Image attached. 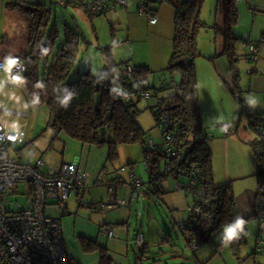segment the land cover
<instances>
[{
  "label": "rangeland",
  "instance_id": "obj_1",
  "mask_svg": "<svg viewBox=\"0 0 264 264\" xmlns=\"http://www.w3.org/2000/svg\"><path fill=\"white\" fill-rule=\"evenodd\" d=\"M9 1L0 0V14L5 11ZM40 1L47 3V6L53 9L50 24H55L58 28L60 39L63 37L65 24L77 27L78 31L84 34L86 42L80 45V53L76 57V66H79L80 71L92 67L95 74H100L105 67V58L100 48L111 46L115 62H128L130 66H135V63H144L150 68L148 83L151 87L160 88L166 82H180V73L172 72L167 67L173 53L174 37V7L170 2L166 1L159 5L157 14L159 16L162 13L163 20L155 26H149L147 17L136 15L138 6L143 5L138 4V0H128L127 11L120 8L116 11L110 9L104 15L93 18H89L82 7L73 9L67 6L65 8L59 4L60 0ZM84 1L86 4L91 0ZM176 1L181 4L183 0ZM243 1L246 2V0L235 2L242 21L238 27L236 25L235 28L233 27V33L239 38L244 35L247 37L252 24L249 17L245 18L246 4L241 3ZM202 5L199 17L207 27L201 28L197 34V48L201 56L195 59L196 91L199 99L201 127L210 135L206 145L211 151V176L215 186L231 185L236 201V212L239 217H246L253 212L258 183L253 175L255 162L252 151L242 137L245 133L252 137L255 132L249 125L248 117L239 113L240 104L225 83L230 82L231 77L225 72L221 75L219 72L221 69L216 64L223 67L229 64V55L234 57L236 63L233 65L239 73V82L241 80L244 82L248 72L246 67L252 64L246 58L248 54V45L244 43L246 37L234 43L235 56L231 53L227 55L224 53L228 48L224 46L223 37L211 29L221 17L217 14V10H220L219 6L221 7L219 0H204ZM129 12L132 13L130 18H128ZM166 12H170L169 20ZM244 19L246 22H243ZM208 58H212V61ZM1 73L0 109L27 115L26 118L24 116L16 118V121L27 123L25 143L15 149L20 150L18 155L22 157L21 159L33 163L40 158L46 169L49 167L56 169L62 162L73 163L76 158H80V168L89 174L87 180L89 188L82 198L79 201L75 197L68 199L65 216H61L58 212L54 213V217L62 221L61 227L64 220L75 217L77 224L79 219L83 218L94 224L96 229L100 228L98 225H101L103 221L114 226H118L122 221L125 222L124 226H118L116 239L107 240L99 235L95 242L99 246L107 247L116 240L120 241L116 253L121 254V257L131 264L139 259V264H264V250L262 254H253L260 225L258 219L247 222L245 242L237 247H233L227 241L226 230L230 227L223 225L212 234L208 241L193 249L192 242L187 244L185 238L187 234L180 226L188 220V207L192 205L190 196L178 188L186 182V178L180 176L178 180H174L166 177L158 189L159 193H153V190L148 189L149 178L142 153L144 148H148V140L151 139L155 143H159L160 140V131L157 129L151 110L156 106L158 99L166 96L170 90L153 92L150 88L147 92L150 98H140L136 101V109L139 113L135 118L143 132L144 143L139 140L135 143L119 144L116 148V156L110 158L107 144L85 145L72 139L67 133L59 132L56 135L55 131L48 127L49 112L46 107L28 108L24 92L17 86L7 88L2 85ZM134 100H136L135 97ZM0 117L9 118L5 112L1 111ZM224 124L236 128V133L225 136L222 133ZM159 166L163 173V160L160 161ZM250 169L253 171L248 173ZM131 175L144 183L141 188L135 190V197H133L134 188L130 185ZM114 185L122 186L123 191H118L121 195H118V198L125 201L126 210L98 209L96 204L110 200L109 187ZM8 200L26 206L24 197L11 195ZM14 207V204L6 205V209L14 210ZM52 212L54 211H47L51 215ZM261 225L260 235L264 239V222ZM125 230L129 233L125 234ZM135 231H139L144 236L146 245L143 254L139 252L140 249L133 240ZM123 234L128 236L130 246L126 247ZM83 241L86 240L81 237L78 239L81 253H93V251L84 250Z\"/></svg>",
  "mask_w": 264,
  "mask_h": 264
},
{
  "label": "trees",
  "instance_id": "obj_2",
  "mask_svg": "<svg viewBox=\"0 0 264 264\" xmlns=\"http://www.w3.org/2000/svg\"><path fill=\"white\" fill-rule=\"evenodd\" d=\"M65 1L69 5L72 4L69 0ZM109 1H111L112 7L114 5L125 6L120 3L121 0ZM166 1L174 7L173 53L167 67L172 72H179L181 80L179 83L173 81L163 83L160 88L151 87L148 83V76L151 72L146 65L132 66L133 75L145 85L142 91L150 88L153 92L170 90L166 96L158 99L156 106L152 107L151 110L157 129L160 131V140L164 131L158 127L157 121L159 116L163 114L170 121L177 122L176 128H178V135L181 136L180 140L191 145L190 152L195 155L199 162L198 168L202 173V182L205 186L209 205L202 212L203 214L196 219L190 216V206L188 207L189 218L180 225L187 234L185 237L187 244L189 245L196 238V247H198L208 241L221 226L232 227L239 220L242 223L236 229V235L232 239H227L233 247H237L245 242L249 220L258 219L260 226L264 222V139L258 137L260 132L251 126L256 136L252 140L250 139L247 145L254 157L255 172L253 175L257 180L258 188L254 197L253 212L246 217H239L236 212V201L231 185L215 186L213 184L211 151L206 145L207 139L205 142L193 140L198 135H208L206 130L201 127L195 70V59L201 56L197 48V34L201 28L207 27L199 17L204 0H183L181 4L176 0H139V4H143L147 15H157L159 5ZM91 2L85 5L80 0L77 5L85 10L84 12L89 18L101 16L107 12L92 15L86 10ZM235 2L237 0H219L221 7L218 5L220 10H217V14L221 16V21L215 23L211 28L223 37L224 46L226 45L228 48L224 53L227 55L231 53L233 56H235L234 43L238 39H243L233 33V27L239 19ZM8 7L29 17V38L21 54L27 68L24 76V89L28 93V97L38 101V108L46 107L49 112L48 127L53 129L56 135L59 132L67 133L69 137L85 145L107 144L110 158L116 156V148L119 144L144 141L143 132L135 118L139 113L136 109V101L144 97L142 91H136L131 86V82L124 74L123 67L128 65V62H115L112 57V47L107 46L100 48L103 58H105V67L100 74H95L92 67L80 71L79 66H76V57L80 53V45L86 40L84 34L78 31L77 27L65 24L63 37L60 39L58 28L55 24H50L53 9L49 8L47 3L40 0H13L8 4ZM246 44L249 50L251 43L246 42ZM256 47L259 49L257 43ZM247 52V58L253 61L250 52ZM208 60L212 61V58H208ZM229 60L231 77L236 87H231L230 84L227 86L240 104L239 113L258 120L262 129L261 124L264 121V115L251 113V110L246 108L244 101L235 93V91L239 94L242 92L239 89V84L237 85L239 73L236 66L233 65L236 63V59L229 55ZM142 154H144V166H146L149 178L147 186L148 189L152 190L151 184L154 177L159 176L162 180L166 179L161 175L159 166L163 158L156 152L152 153L149 148H144ZM178 178L174 180H178ZM130 185L134 188L133 197H135V190L141 188L144 183L142 181L141 187L138 188ZM114 186L116 188V185ZM114 186L108 191L111 195L116 194L115 189H113ZM158 189L154 190L153 193H159ZM185 193L190 196L192 201V196L187 192ZM81 195L82 193L77 196ZM106 225L108 224L105 223L101 226V234L102 228ZM124 225L118 224V226ZM118 226H116L117 230L114 237L108 239L117 238ZM127 233H129L128 230L125 234ZM137 233L135 232L133 235ZM83 243L86 252H98L99 264H111L106 247L99 246L96 242L83 241ZM144 249L145 247L139 252L143 254ZM263 249L264 246L260 250L255 247L253 254H260Z\"/></svg>",
  "mask_w": 264,
  "mask_h": 264
},
{
  "label": "built area",
  "instance_id": "obj_3",
  "mask_svg": "<svg viewBox=\"0 0 264 264\" xmlns=\"http://www.w3.org/2000/svg\"><path fill=\"white\" fill-rule=\"evenodd\" d=\"M110 2L109 0H92L86 10L92 15H100L110 10L112 7ZM120 3L125 5L124 0ZM138 7V13L147 17L150 23L157 20L156 14L145 13L143 5ZM249 52L252 59L256 60L258 56L256 44L250 46ZM10 62L12 69L5 81V86L7 88L17 86L24 92L28 108H38V101L28 97L24 89V76L27 72L24 58L21 55H14L11 56ZM4 68L5 62L0 61V72H3ZM132 68L130 65L123 67L124 74L136 91H142L145 85L134 77ZM147 92L148 89L141 92L144 98H150ZM245 106L251 110L249 103ZM248 121L250 126L260 132L258 137L264 139V131L259 121L255 118H248ZM157 123L158 127L164 131V135L158 144L148 140V148L152 153L156 152L163 158L162 176L169 179L180 176L186 178V182L178 188L192 196L193 204L189 207V212L190 216L196 219L209 205L202 182V173L198 168V159L190 152L191 145L180 140L181 136L178 135V128H176L177 122L170 121L167 116L161 114ZM222 130L225 136L234 133V129L228 124L222 125ZM209 136L198 135L193 140L205 142ZM24 141L25 126L10 129L0 120V264H71L61 231V220L51 216L47 211L55 210L64 216L68 199L87 189L88 174L80 169L77 163H63L55 170L54 167L46 169L40 158L33 163L24 161L15 150L23 146ZM130 184L138 188L141 187L142 180L131 175ZM161 186L162 178L154 177L151 189L156 191ZM11 195L24 197L26 206L9 201ZM124 203V200L111 195L106 204L96 205L106 210H119L125 208ZM7 204H14L15 209H6ZM116 230V226L108 224L102 228V234L107 239L113 238ZM133 236L137 247L144 248L143 235L137 233ZM196 243L194 238L193 249L196 248ZM262 246H264V240L259 239L255 247L260 250Z\"/></svg>",
  "mask_w": 264,
  "mask_h": 264
},
{
  "label": "crops",
  "instance_id": "obj_4",
  "mask_svg": "<svg viewBox=\"0 0 264 264\" xmlns=\"http://www.w3.org/2000/svg\"><path fill=\"white\" fill-rule=\"evenodd\" d=\"M12 1L13 0H10L6 4L5 11L0 14V22H1V24H0V61L5 62V68H4L3 72L1 71L2 73L0 72L1 77H2V79H1L2 85H5V81H6L7 77L9 76V73H11V69H12V64L10 62L11 56L21 55L24 48L27 45L28 38H29V36H28L29 35V24L28 23L30 21L29 17L23 13L17 12L15 10H11L8 7V4ZM69 2H71L72 4L69 5V4H67V2L65 0H60L59 4L65 8L67 6H71L73 9H79L80 8L77 6L79 4L80 0H69ZM82 2L85 4L84 0H82ZM124 2H125V6L114 5V7H111V10L116 11V9L120 8L122 10L125 9L127 11L128 10L127 7H129V1L124 0ZM239 2H240V0H238V3ZM241 3L246 4V7L248 6L247 8L244 7V10L246 11V14H244V15H245V18L249 17L250 21H252V24L250 26L251 27L250 32L248 33L247 37H246V35H244L242 38L246 37V39H244L245 43L246 42L248 44L251 43V45H252V43H255V44L257 43L259 45V49H258V56H257L256 60L251 61L246 56L247 60L249 62H251L252 65L249 67H246L248 72H247V76L245 77L244 82H243V80H241L240 82L239 81L237 82V85L239 84L238 85L240 87L239 89L242 92L239 94L237 91H235V93L238 94V96L242 99V101H244L245 104L246 103L250 104L251 113H255V114H261L262 113L264 115V0H246L245 3H244V1ZM138 4H139V0H138ZM166 13H167L168 20H169L170 19V12L169 13L166 12ZM131 14L132 13L129 12L128 18H130L129 16ZM136 15L141 16L138 12H136ZM161 15H162V13H160L159 16L157 14V18H156L157 20L154 22V24L153 23L150 24V22L147 19L148 25L149 26L157 25L160 20H163V19H161L162 18ZM142 20L145 22L144 18H142ZM219 21H221V17H219V19L217 20V22H219ZM241 21H242V18H241V15L239 13V19L236 23V27H238L240 25ZM243 22H246V19H244ZM229 64H230V60H229ZM229 64L223 65V67H221L219 64H216L221 69L219 71L221 75H224V72H225V73L229 74V77L232 76ZM138 65H144V63H135V66H138ZM207 72H209V71L207 70ZM229 81L230 82H225L226 85L230 84L231 87H234V86L236 87V84L232 80V77H231V80H229ZM215 84H216V79H215ZM0 111L2 113L5 112V114L9 116L8 119H4V118L0 117V120L3 123H5L6 126L9 127L10 129H18L21 126H25V128H26V126H27L26 122L23 123V122H20L19 120L16 121L17 116H22V117L24 116L26 118L27 117L26 114H23V113H20L17 111L6 110V109H0ZM201 125H202V123H201ZM261 125H262V129L264 131V121ZM233 129H234V133H236L237 129L236 128H233ZM222 133H223V130H222ZM229 136H231V135H229ZM254 136H256V135H254ZM254 136L250 137V135H247L245 133L244 137H242V138H245L244 141L247 144V142L250 141V139L252 140L254 138ZM16 151L19 152L20 150L17 149ZM79 162H80V158H76L73 163H77L79 165ZM63 163L64 162L60 163V165L57 168H59ZM79 167H80V165H79ZM252 171L253 170L250 169L248 171V173L252 172ZM84 172H86V171H84ZM239 178H242V177H239ZM87 184H88V186H87V189H88L89 188V181ZM111 188L112 187H109V191ZM116 188L114 186L113 189H115L116 194H113V196L118 198V195L121 196L118 191H123V189H122V186L121 187L116 186ZM87 189L84 192H86ZM84 192H82V195L84 194ZM251 194L253 195L252 192H251ZM82 195L81 196H75V199H77L79 201V199L82 198ZM71 197H73V196H71ZM254 200H255V198H254ZM100 203L106 204L107 202L101 201ZM66 206L68 208V204ZM98 209H104V208H98ZM120 210H126V208L120 209ZM53 211L54 212H52V215L54 217V213H56V211L55 210H53ZM59 218H61V216ZM61 223H62V221H61ZM104 224H105V221H103V223L101 225H98V226L101 228V226ZM121 224H125V222L122 221ZM261 226L259 225L258 233L256 234V242H257V239L262 238V235H260ZM99 229H96L94 224L89 223L87 220H85L83 218L79 219L78 224H77L76 217L74 219L69 218V219L63 221V224H62L63 238L65 241L64 243L66 244L68 255H69L70 260H71V264H95L96 262H98V264H99L98 252H96V253L93 252L90 254H82L80 251L79 243H78V239L80 237L82 239L86 240L87 242L88 241L89 242H95L97 236L99 237V235H102L101 232L99 231ZM135 232L140 233L139 231H135ZM76 235H78V238H76ZM123 238H124L123 240H124V243L126 244V247L130 246L129 245L130 241H129L128 236L123 234ZM119 243H120V241L116 240L115 242H113L112 244L110 243L106 247L108 250V257L111 261V264H131V262L127 263L121 257V254L116 253L117 248L120 246ZM255 245H256V243H255ZM263 250H262V252H263ZM254 251H255V248H254L253 252ZM260 254H262V253H260ZM139 263H140V259H139V261L135 260L133 264H139Z\"/></svg>",
  "mask_w": 264,
  "mask_h": 264
},
{
  "label": "clouds",
  "instance_id": "obj_5",
  "mask_svg": "<svg viewBox=\"0 0 264 264\" xmlns=\"http://www.w3.org/2000/svg\"><path fill=\"white\" fill-rule=\"evenodd\" d=\"M12 63H14V61H12ZM241 223L242 221L238 220L236 225L226 230V239H232L236 235V229L240 227Z\"/></svg>",
  "mask_w": 264,
  "mask_h": 264
}]
</instances>
